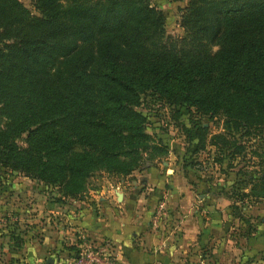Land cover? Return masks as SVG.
Returning <instances> with one entry per match:
<instances>
[{"label":"trees","instance_id":"trees-1","mask_svg":"<svg viewBox=\"0 0 264 264\" xmlns=\"http://www.w3.org/2000/svg\"><path fill=\"white\" fill-rule=\"evenodd\" d=\"M29 2L35 13L0 0V165L75 197L93 171L127 174L140 151L165 152L144 132L148 97L174 118V107H192L221 116L223 131L183 126L192 148L182 166L207 145L216 163L248 148L252 171L237 179L247 189L226 196L243 234L253 232L242 207L264 201V0H186L180 37L165 34L150 0Z\"/></svg>","mask_w":264,"mask_h":264},{"label":"crops","instance_id":"crops-1","mask_svg":"<svg viewBox=\"0 0 264 264\" xmlns=\"http://www.w3.org/2000/svg\"><path fill=\"white\" fill-rule=\"evenodd\" d=\"M166 170L145 167L123 181L101 183L88 195L64 196L56 211L48 203L14 205L0 217L22 228V247L9 248L10 254L21 255L27 264H41L42 258L48 264L50 254L60 252L62 264H72L82 245L91 243L122 264H264V217L244 235L242 223L231 214L230 198L206 189L196 200L182 168ZM162 195L170 216L152 226L155 201ZM50 211H60L62 224L57 218L50 224L56 217ZM2 222L0 240L6 231Z\"/></svg>","mask_w":264,"mask_h":264},{"label":"rangeland","instance_id":"rangeland-1","mask_svg":"<svg viewBox=\"0 0 264 264\" xmlns=\"http://www.w3.org/2000/svg\"><path fill=\"white\" fill-rule=\"evenodd\" d=\"M20 1L31 13H35L30 6L29 0ZM185 2L186 0H150V3L161 9L164 13V31L166 35L171 37H180L184 35V31L178 23V18L179 11ZM211 49L215 50L216 45H211ZM138 109L146 116L147 122L144 132L150 136L153 142L161 146L164 145L166 147L165 152L157 153V151L150 149L140 151L141 159L138 165L127 174L110 173V171H106L105 169L93 171L86 178L83 190L75 197H82L84 194L88 195L89 189L98 188L101 183L106 185V183L114 180L123 181L124 178L131 177L130 173L151 166L161 171L165 169H168L166 171H170L171 169L180 170L182 168L187 179L186 182L188 183L189 181L191 185L188 184L192 189L194 188V199L196 200L201 198L199 197L200 194L205 193L206 189L212 190L214 193L217 191L222 192L223 195L233 190L247 189V185L245 184L242 186L238 184L237 179L240 178L239 170L247 171L243 177H246L252 171L250 160L254 158L247 152L248 148H245L244 153L246 154L243 158L240 155L228 158L227 155H224V152L222 153V156H224H221L220 163H216L213 162L211 158L212 155L216 154V150L213 146L207 145L204 149L198 150L192 155L194 157L193 164H195V166H193V164L190 166L188 163L189 161L186 162L185 167L182 166L184 161L182 159L190 154L189 151L192 148V145H188L182 127L185 126L189 131H193L194 124H201L207 126L211 133L221 132L223 131L221 127V116H215L209 119L207 116H199L196 112H193L192 107L190 110L184 107H174L173 109L179 110V115L174 118V111L171 107L149 97L144 102V105ZM259 133L264 138V129ZM254 139L257 138L250 137L249 140L246 141L247 146L253 145L252 141H254ZM73 149L79 150L78 144L74 145ZM64 196L65 194H63L62 187L56 183H44L36 178L23 175L19 170L0 165V206L2 208V210H0V217H4L7 212L13 211L11 209H13L14 205L27 208L30 207L32 203L34 204L37 202L48 203L51 207H55L53 210L56 211L62 208V198ZM160 202L163 203L164 214L156 215L155 218H153V213L150 217L152 226H157L159 221L166 220L168 216H170V212L167 207H165L167 203L166 196L162 195L157 197L153 210ZM245 204L246 205L242 207L243 215L249 219L253 225L256 224L261 217H264V201L258 200L253 202L247 199ZM54 211H50L49 213L51 216L56 215V217L51 218L50 224L56 223L55 218L60 219V224H62V215H60V211H57L58 214H54ZM58 215H60L59 218ZM9 217H11V215H9ZM2 223H4L3 225L6 231L3 233V236H5L0 240V249L2 247L4 248V250H0V264H27L24 257H21V255L14 256V254H10L9 251V248L22 247V242L19 241L18 236L22 228H20L15 221H13V223L12 221H5ZM0 226L2 227V224ZM262 236H264V233H262ZM60 238H62V235ZM21 239L22 238H20V240ZM5 244L7 247H4ZM53 249L54 248H52V250ZM58 253L50 254L51 261L48 264H62V254L60 252ZM43 261V258L40 259L41 264H43Z\"/></svg>","mask_w":264,"mask_h":264},{"label":"built area","instance_id":"built-area-1","mask_svg":"<svg viewBox=\"0 0 264 264\" xmlns=\"http://www.w3.org/2000/svg\"><path fill=\"white\" fill-rule=\"evenodd\" d=\"M163 203L160 202L154 209V216L163 215ZM154 221V220H153ZM72 264H122L114 255L102 247L91 245H82L78 250L77 256L73 259Z\"/></svg>","mask_w":264,"mask_h":264}]
</instances>
